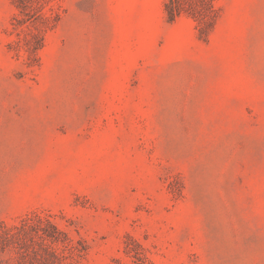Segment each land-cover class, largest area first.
Listing matches in <instances>:
<instances>
[{"label": "rangeland", "instance_id": "obj_1", "mask_svg": "<svg viewBox=\"0 0 264 264\" xmlns=\"http://www.w3.org/2000/svg\"><path fill=\"white\" fill-rule=\"evenodd\" d=\"M0 264H264V0H0Z\"/></svg>", "mask_w": 264, "mask_h": 264}, {"label": "trees", "instance_id": "obj_2", "mask_svg": "<svg viewBox=\"0 0 264 264\" xmlns=\"http://www.w3.org/2000/svg\"><path fill=\"white\" fill-rule=\"evenodd\" d=\"M166 10H167V12L169 14L170 20H172L174 18L175 14H176V9H171V4H167L166 5Z\"/></svg>", "mask_w": 264, "mask_h": 264}]
</instances>
